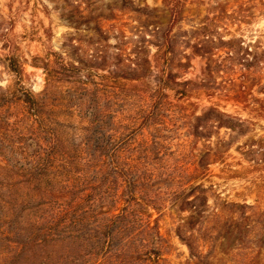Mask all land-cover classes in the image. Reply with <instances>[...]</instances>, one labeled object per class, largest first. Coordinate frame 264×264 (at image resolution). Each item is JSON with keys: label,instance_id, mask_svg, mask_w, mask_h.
Instances as JSON below:
<instances>
[{"label": "rangeland", "instance_id": "1", "mask_svg": "<svg viewBox=\"0 0 264 264\" xmlns=\"http://www.w3.org/2000/svg\"><path fill=\"white\" fill-rule=\"evenodd\" d=\"M172 2L176 21L165 0H0V104L22 88L47 97L84 208L99 219L131 208L101 251L87 221L66 264H195L188 244L206 256L198 264H264V0ZM237 94L248 109L227 101ZM85 144L100 151L81 155ZM203 182L215 190L204 206Z\"/></svg>", "mask_w": 264, "mask_h": 264}, {"label": "trees", "instance_id": "2", "mask_svg": "<svg viewBox=\"0 0 264 264\" xmlns=\"http://www.w3.org/2000/svg\"><path fill=\"white\" fill-rule=\"evenodd\" d=\"M165 2L170 3L176 21L179 16L176 5L172 0H165ZM7 68L20 75L23 73V67L20 65L13 64ZM53 82L55 81L50 78L47 81L48 86H52ZM46 98L37 99L31 91L22 88L10 93L0 104V108L7 106L8 112L4 115L7 116L6 131L3 133L5 135L2 136L0 131V264L69 263L71 255L69 256L68 243L72 239L81 240L83 243L87 240L85 226L89 220H92L96 230L102 233L97 232L99 237L95 234L97 240L95 249L101 251L103 246L100 242L104 238L112 239L107 231H113L115 228L112 226L113 220L124 219L131 214V208H124L119 214L110 215L111 219L106 216L99 219L98 214L102 213L94 214L97 208L95 204L84 208L87 194L85 190L77 192L72 184L71 181L79 180V178H72L71 181L66 178L71 168L68 167L66 155L58 154L56 151V147L62 143V136L52 126L57 127L58 122L55 117L42 111V107L48 102ZM227 101L244 103L243 107L245 110L248 109V97L244 94H237L233 98L229 96ZM256 111L264 113V108ZM217 114L221 120L220 125L232 127L229 126L228 121L235 118L234 115L220 108H217ZM222 119L227 121L222 122ZM238 120L242 123L246 121L241 118ZM43 133L48 134L45 146L42 145L45 140ZM29 137L33 138L37 144L31 156V165L23 166V162L29 160V154L25 152L24 146ZM91 148L100 151L98 147L93 148L85 144L81 149V155L91 156L87 151ZM15 154L20 156L19 163L22 165L18 163L11 167L8 164L9 158L16 156ZM224 154V152H217L215 157L220 158ZM193 187L198 189L197 202L203 206L207 205L210 194L215 192L214 188H207L204 182ZM113 197L117 198V194L115 193ZM231 205L235 210L253 208L249 204L234 201ZM103 207H99L102 208L100 211H103ZM109 209L110 211L118 210L111 207ZM32 211L34 214L29 221L27 216ZM234 241L238 245L240 239L235 237ZM188 246L195 264L206 257L198 246L196 248L192 244ZM61 248H64V251L59 255ZM123 255L117 258V264H123L124 261L121 260Z\"/></svg>", "mask_w": 264, "mask_h": 264}]
</instances>
